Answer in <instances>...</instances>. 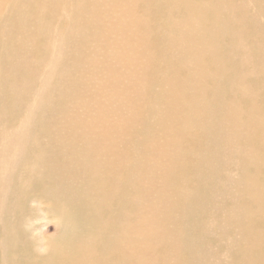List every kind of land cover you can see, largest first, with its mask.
<instances>
[{
  "label": "bare ground",
  "instance_id": "bare-ground-1",
  "mask_svg": "<svg viewBox=\"0 0 264 264\" xmlns=\"http://www.w3.org/2000/svg\"><path fill=\"white\" fill-rule=\"evenodd\" d=\"M36 1L10 0L11 18L0 19V39L7 35L6 42L0 41V264H140L143 253L130 254L127 245L133 233L130 204L139 207L143 196L139 185L128 195L127 173L123 177L119 170L127 168L124 153H113L109 141L116 127L96 135L85 130L74 139L71 128L63 135L54 120L65 114L55 102L75 93L69 67L80 71L83 48L104 32L94 11L97 0ZM147 6L139 18L133 6L127 8L126 26L136 29L128 46L136 43L151 54L142 78L129 87L137 99L125 98L124 107L133 112L119 119L124 127L139 128L129 149L130 170L151 162L155 129L167 131L170 124L174 129V149L166 153L170 161L161 177L174 186V202L170 209L152 208L150 222L157 215L162 220L147 239L158 240L161 262L173 247L178 264H226L211 239L231 240L237 224L228 225L217 239L212 236L217 222L228 223V212L238 214V231L244 233L249 219L264 216V0H148ZM31 22L33 30L27 28ZM110 74L118 80L115 72ZM164 81L174 90L169 96L151 90ZM112 89L115 98L122 95L120 86ZM144 96L151 104L142 102ZM99 108L96 122L102 124L108 107ZM150 117H156L154 128ZM103 158H112L103 163L106 175L99 171ZM155 166L141 178L151 181ZM100 186L107 189L104 203H110L103 222L92 218L97 212L92 190L100 193ZM36 191L63 225L46 251L39 236L21 227L24 206L30 207ZM173 233V246L160 245ZM253 240L264 247V229L241 239ZM229 258L236 264L235 253ZM250 264H260L257 256Z\"/></svg>",
  "mask_w": 264,
  "mask_h": 264
},
{
  "label": "rangeland",
  "instance_id": "rangeland-1",
  "mask_svg": "<svg viewBox=\"0 0 264 264\" xmlns=\"http://www.w3.org/2000/svg\"><path fill=\"white\" fill-rule=\"evenodd\" d=\"M39 1L40 0H37L36 2ZM147 2L148 0H97L94 11L98 15L100 26L104 29V32H101L99 39L90 42L83 48L85 59L81 62L80 71H77L72 66L68 69V73L72 77H75V93L72 90L60 103L55 102L56 95L52 96L55 105L65 113L56 115L54 120L58 126V131L63 135H69L68 129L71 128V133L75 132L72 135L74 139L78 138L82 133H87L86 131H91L90 134L96 135L100 134L103 130L116 127L109 134L111 135L109 141L112 143L113 153L117 150H122L124 153L122 162H127V168L119 170L123 177H125V173H127L128 195L133 192L132 189L135 185H139V190L141 189L139 197L143 196L140 201V206H137V208L131 206L130 203L132 201L130 198L128 200L132 212L130 221L131 228H129V230L130 233L133 231L132 238L129 237V243L127 245L128 253H143L139 259L140 264H178V261L180 263V259L175 254L173 247L169 248L166 252L168 256L167 261L161 262L157 248L158 240L147 239L148 234L160 227L159 223L162 220L161 215H157L153 224L150 222L154 214L152 208H154L155 211L160 207L161 209L164 207L170 209L174 202L173 194L171 195L174 186L166 185L161 178L165 172L163 167L170 161L166 153L173 152L174 149L170 144L174 129L171 124L168 126L167 131H158L155 129L154 141L151 145L156 147V152L150 157L151 162H146V164H144L146 171H144V167H138L137 170H130L131 167H129V165L133 160V155L129 149L135 144L134 136L137 137L139 128L135 126L124 127L122 123H119L121 117H128L133 112L132 109L124 107L127 103L125 98L128 97L130 100L137 99V91H130L129 87L132 84H136L142 78V74L144 73L143 67L150 59L151 54V51L144 50L142 46L136 43L128 46V40L131 35L136 33V29L132 25L126 26L125 18L127 16V8L133 6V15L139 18L147 13ZM9 3L10 0H0V19L11 18L7 11L10 8V5H8ZM112 3L119 4L110 12L109 8ZM91 15L92 13L87 14L85 19H90ZM63 17L62 15L61 19H63ZM31 24L32 26H27V28L29 30L35 29V23L31 22ZM93 31V28H90L89 34ZM15 33L19 38L17 31H15ZM0 41L6 42L7 35L3 34ZM110 71L116 73L118 80L111 76ZM168 82L169 81H164L154 84L151 90L159 95L169 96L174 90L171 89ZM114 85L120 86L122 90V95L118 98L114 97L112 89ZM76 100H78L79 103H77ZM142 102L151 104L149 96L142 97ZM104 105L108 107V110L105 112L103 123L99 124L96 122V116L100 109L99 106ZM154 106L160 108L159 103H155ZM66 114L76 120L73 121L69 119ZM155 121L156 117H150L148 119L150 128L155 127ZM66 138L65 143H68ZM184 143L185 140H182L180 143L181 149L186 145H184ZM80 145L81 143L76 140L75 146L79 147ZM108 146L109 144L105 143V147ZM106 159L109 158H103L102 165L99 167L101 175L107 174L106 165L103 164ZM111 159L112 158L109 160ZM120 162L121 161H119V165L121 166ZM153 165L156 166L150 169L149 175L151 181L143 180L141 176L147 177L149 171L148 167ZM261 173H264V169L261 170ZM64 177L67 178L68 175L64 173ZM68 182L72 183L75 187L78 185L77 180L68 179ZM225 185H228V183L226 182ZM100 187V193H96L94 189L92 190V196L97 199V203L93 207L97 212L92 218L94 217L98 222H103L100 219H105L107 216L108 213L105 208L110 205V203H104L102 196L107 189L104 186ZM34 194L35 196H32V199L28 202L30 207L24 206L21 221L23 225L21 227L29 236L33 238L39 236L41 238L39 240L44 246V251H46L49 244L60 235L63 230V225L59 221V214H57L55 210L51 211L50 202L41 197L38 191ZM30 208H35L37 210L34 212V215ZM211 216H214V218L217 217L215 213H212ZM240 218L241 216H238V214L228 212V219H230L228 223L218 221L217 226L212 230V236L217 239H222V234L228 225L237 224V230L234 232L231 240L228 239V241L223 240V242H216L211 239V245L214 249L218 250V254L221 253V258L226 264H229V256L232 253L236 255V264H250V260L254 259V255L257 256L260 264H264V247H262V242L253 240L250 244H246L244 241H241L243 234L245 238L248 235L253 236L264 229V216L261 217L260 215H256L249 219L250 222L246 225V231L244 233L238 231V222L241 220ZM168 223L169 222H166L165 226L171 229V227H168L171 224ZM22 229L19 227L20 231H23ZM19 234L21 235V233ZM174 243V233L160 240V245L164 246H173ZM238 245L241 246L240 252L236 249L239 247ZM25 250L26 248H24V251ZM125 250L124 248L120 249L121 252Z\"/></svg>",
  "mask_w": 264,
  "mask_h": 264
}]
</instances>
